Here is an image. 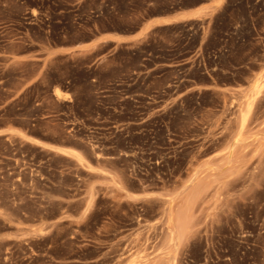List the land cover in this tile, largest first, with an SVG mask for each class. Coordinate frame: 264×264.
Returning a JSON list of instances; mask_svg holds the SVG:
<instances>
[{
  "label": "rangeland",
  "instance_id": "1",
  "mask_svg": "<svg viewBox=\"0 0 264 264\" xmlns=\"http://www.w3.org/2000/svg\"><path fill=\"white\" fill-rule=\"evenodd\" d=\"M210 1L0 0V264H264V0Z\"/></svg>",
  "mask_w": 264,
  "mask_h": 264
},
{
  "label": "crops",
  "instance_id": "2",
  "mask_svg": "<svg viewBox=\"0 0 264 264\" xmlns=\"http://www.w3.org/2000/svg\"><path fill=\"white\" fill-rule=\"evenodd\" d=\"M210 2H217V0H212ZM210 2L206 3L205 5L210 4ZM195 10H197V8L186 10V11L182 12V16H188V15L192 14V12H194ZM178 21H179V15L159 16V17H155V18L147 21L145 26L147 27V30H150L155 26L170 25V24H174ZM137 34L138 33L132 34V35H121V34H116V33H112V32L102 33V34L96 36L90 42L75 45V46H62V48H60L58 50L61 51L62 55H63V54H69L73 51H77L78 49H81V48L94 47V46L105 44V43L125 44V43L131 42L132 40H134V38ZM4 135H7V134H4ZM63 148H66V147H63Z\"/></svg>",
  "mask_w": 264,
  "mask_h": 264
},
{
  "label": "bare ground",
  "instance_id": "3",
  "mask_svg": "<svg viewBox=\"0 0 264 264\" xmlns=\"http://www.w3.org/2000/svg\"><path fill=\"white\" fill-rule=\"evenodd\" d=\"M54 95L56 96V97H60L61 98V95L63 96V95H65L64 93H61V92H59V91H57V90H55V92H54ZM240 116H241V114H240ZM22 136L25 138L26 136H24L23 134H22ZM29 141H32V142H34V143H36V144H38V145H45V144H43V143H41L40 141H38V140H36V139H33V138H30V137H26ZM51 148L53 149V150H56V151H58V152H60V153H62V152H66V151H64V149H62L61 147H56V146H51ZM79 160H80V158L79 157H77ZM177 216H175L174 217V222H176L175 224H176V226H175V233H177L179 236H182L183 235V229H181V216H182V213L181 214H179V216H178V214H176ZM181 215V216H180ZM183 218V217H182ZM170 220V219H169ZM173 221V220H172ZM173 222V223H174ZM185 225V224H184ZM171 234H173V230H172V233ZM175 235V234H174ZM177 236V235H176ZM179 240V239H178Z\"/></svg>",
  "mask_w": 264,
  "mask_h": 264
}]
</instances>
